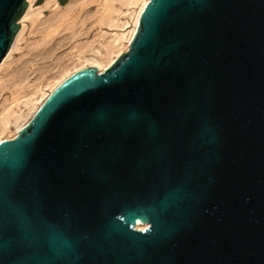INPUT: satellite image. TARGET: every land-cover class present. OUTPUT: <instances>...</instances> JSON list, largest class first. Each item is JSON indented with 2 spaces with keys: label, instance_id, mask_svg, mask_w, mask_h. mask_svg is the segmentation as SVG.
<instances>
[{
  "label": "water",
  "instance_id": "water-1",
  "mask_svg": "<svg viewBox=\"0 0 264 264\" xmlns=\"http://www.w3.org/2000/svg\"><path fill=\"white\" fill-rule=\"evenodd\" d=\"M0 264H264V0H148L58 84L0 142Z\"/></svg>",
  "mask_w": 264,
  "mask_h": 264
},
{
  "label": "bare ground",
  "instance_id": "bare-ground-1",
  "mask_svg": "<svg viewBox=\"0 0 264 264\" xmlns=\"http://www.w3.org/2000/svg\"><path fill=\"white\" fill-rule=\"evenodd\" d=\"M27 1V8L19 20L20 28L9 50L0 62V71L2 69L5 71L3 76L0 75V142L4 138L15 137L20 128L32 118L47 96L70 74L87 66H95L100 71L108 68L122 52L129 48L137 32L140 15L148 2V0H67L61 3L59 0H44L42 4L34 7L35 0ZM85 4H92L94 8L91 10L89 8V10L81 8ZM78 8L82 9L81 12L83 11L82 15L84 17L81 15L77 20L68 21L66 19L67 16ZM45 11L50 14L49 16L46 15V18L47 16L48 18L45 19L50 25H63V28L57 27V30L53 29L57 31L56 33L59 32L58 35L60 33L63 35H59L60 37L55 40H52L53 37H50L51 39L48 37V39L44 40V43H41L43 47L41 48L40 46L36 51L46 57L56 49L65 46L74 38L75 43L71 44L72 46L68 52L57 56L53 64L54 73L43 81L30 83L27 76L22 77L17 82L12 81L17 76L16 72L18 71L17 69L8 68V64H10L8 58L24 30V20L29 16L36 19ZM86 17H94L93 23H97L100 28L94 33L93 37L82 40L80 38L88 30L84 26V22L87 20ZM102 25L112 27L113 31L106 32L102 30ZM53 30L49 32L52 33ZM106 33L108 34L106 35ZM51 41L53 42L51 43ZM39 45L40 43H37L36 46ZM87 51L90 52L87 53ZM26 61L28 62L29 59ZM11 86L14 88H11ZM6 88L11 89V96L4 95ZM147 226L148 223L142 220L137 224V228H145Z\"/></svg>",
  "mask_w": 264,
  "mask_h": 264
},
{
  "label": "rangeland",
  "instance_id": "rangeland-1",
  "mask_svg": "<svg viewBox=\"0 0 264 264\" xmlns=\"http://www.w3.org/2000/svg\"><path fill=\"white\" fill-rule=\"evenodd\" d=\"M43 1L44 0H35L34 1V4H33L34 7L42 4ZM59 1L61 3H64L67 0H59ZM81 8H85V10H87L89 8L91 10V9L94 8V6L92 4H87V5L85 4ZM79 10H80V8H78L77 10H75L74 12H72L71 14H69L66 19L68 21H71L72 19L73 20L79 19V17L82 15V12H83V11L81 12L82 9L80 10V12H79ZM46 15L49 16L50 15L49 12H47V11L43 12L36 19L32 18L31 16L25 18V20H24V24H25L24 30H23V32H22V34L20 36V39L15 44V48L12 50V53H11V55L8 58V61L10 63V64H8V68L9 69L11 68L12 70L17 69V71H18V72H16L17 74L15 73L17 76L14 77L13 78L14 80H12V81H16L17 82L22 77H25V76L28 77V80H30V83L43 81L44 79H46V77H49V76H51L54 73L55 68H53V64H54V61L56 60L57 56L62 55L63 53L68 52L70 50L71 46L75 43V40H74L75 38H74L73 40H70L65 46H63L62 48L56 49L55 51H53L52 53H50V55H47L46 57L43 56L38 51H36V50H38V48H40V46H41V48L43 47V44H41V43H44V40L48 39V37L49 38L50 37L51 38L53 37L52 40L53 39L55 40V39H58L61 35H63V34L60 33L59 34L60 36H59L58 35L59 32L56 33L57 32L56 31L57 30L56 28L57 27L58 28L59 27L63 28V25L62 24L60 26L55 25V24H54V26L53 25H50V23L45 20V19L48 18V16L46 18ZM87 17H86L87 20H85V22H84V26H86L88 30H87V33L83 34L82 37L80 38L82 40H86V39H89V38L93 37L94 36V33L97 32L99 30V28H100V26L97 23L96 24L93 23L94 17H89V18H87ZM41 18H42V20H40ZM66 21H64V22H66ZM43 24H44V26H42ZM43 27H46V28H43ZM111 28L112 27H109L107 25H102V30H104L106 32L107 31L112 32L113 30ZM53 29H56V30H53ZM51 30H53L52 33H50ZM68 32H69V30H68ZM49 33H50V36H49ZM108 33H106V35ZM52 42L53 41H51V43ZM37 43H40V45L39 46H36ZM34 46H35V48H34ZM35 52H37V53H35ZM89 52L90 51H87V53H89ZM36 54H38V55H36ZM28 59H29V61L27 62L26 60H28ZM20 69H22V70H20ZM4 73H5V71L2 69L0 71V75L3 76ZM5 81H8V80H5ZM0 83H1V80H0ZM9 84H11V82H9ZM11 88H14V87L11 86ZM10 91H11L10 88H6L4 90V92H5L4 95L11 96L10 95Z\"/></svg>",
  "mask_w": 264,
  "mask_h": 264
}]
</instances>
